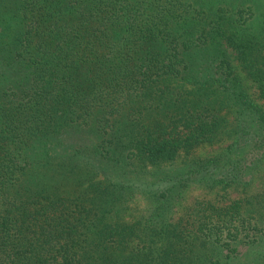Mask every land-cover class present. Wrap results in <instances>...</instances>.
<instances>
[{"label":"trees","instance_id":"obj_1","mask_svg":"<svg viewBox=\"0 0 264 264\" xmlns=\"http://www.w3.org/2000/svg\"><path fill=\"white\" fill-rule=\"evenodd\" d=\"M262 169L264 0H0V264H264Z\"/></svg>","mask_w":264,"mask_h":264},{"label":"rangeland","instance_id":"obj_2","mask_svg":"<svg viewBox=\"0 0 264 264\" xmlns=\"http://www.w3.org/2000/svg\"><path fill=\"white\" fill-rule=\"evenodd\" d=\"M261 9L258 13H260ZM262 18V16H261ZM229 55L232 59V63L235 65L237 72L242 77L244 84L248 90V92L256 98V89L254 84L248 79H245L244 72L241 70V65L239 61L234 57V52H231L229 50ZM229 140L222 141L215 145H205L202 146L193 152H191L188 156L189 158H194L198 156H205V155H214L219 151H222L223 148H225L226 144L229 143ZM183 157H180L178 161H181ZM264 172V169L262 170H255L253 172V175L250 176L248 184L246 186H239V187H230L228 189V194L230 198H236L251 194H257V192L263 187L264 185V178L262 177V173ZM71 181V179L69 180ZM55 182V181H54ZM136 196L132 198L130 202H128L125 205V210L122 213L124 216V220L126 222H133L135 219L141 217V214L146 212V206L147 202L146 200L141 196V194L137 193ZM197 199H206V200H212L217 201L219 200L218 195V188L212 187L208 188L206 185L201 184H194L189 183L183 190L182 193L179 194L177 197V201L175 202V205L173 206V209L171 211L170 220L175 221L177 218L183 214V212L186 211V209L193 204V202ZM142 214V215H143ZM262 248V253L264 254V247ZM260 248V249H261ZM240 261H243L241 259Z\"/></svg>","mask_w":264,"mask_h":264}]
</instances>
